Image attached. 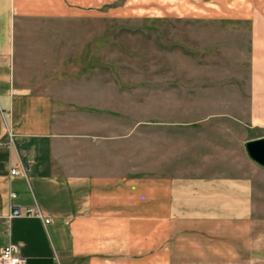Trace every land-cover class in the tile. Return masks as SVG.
I'll return each instance as SVG.
<instances>
[{"label":"rangeland","instance_id":"374dc122","mask_svg":"<svg viewBox=\"0 0 264 264\" xmlns=\"http://www.w3.org/2000/svg\"><path fill=\"white\" fill-rule=\"evenodd\" d=\"M29 26L20 74L62 106L64 131L79 142L69 152L128 175L245 167L264 0H111ZM255 220L240 240L177 264H264L263 219ZM234 248L238 256H224Z\"/></svg>","mask_w":264,"mask_h":264},{"label":"crops","instance_id":"0c3cea01","mask_svg":"<svg viewBox=\"0 0 264 264\" xmlns=\"http://www.w3.org/2000/svg\"><path fill=\"white\" fill-rule=\"evenodd\" d=\"M110 1L0 0V250L19 245L27 264H177L240 240L256 218L264 224V165L248 153L241 169L143 176L68 151L79 142L64 131L62 106L20 74L28 57L21 37L32 20L78 17ZM262 28L254 29L250 140L264 137ZM15 207L51 220L11 216Z\"/></svg>","mask_w":264,"mask_h":264},{"label":"built area","instance_id":"2783aa9c","mask_svg":"<svg viewBox=\"0 0 264 264\" xmlns=\"http://www.w3.org/2000/svg\"><path fill=\"white\" fill-rule=\"evenodd\" d=\"M11 173L20 174L22 172L18 168H14L12 169ZM15 195V193H12L13 197ZM24 214L43 218L45 222H49L51 220L50 216H44L40 210L35 208H27L26 210H22L20 207H15L11 212V216H21ZM0 264H27V261L22 255L19 245L10 243L0 250Z\"/></svg>","mask_w":264,"mask_h":264},{"label":"water","instance_id":"95a60500","mask_svg":"<svg viewBox=\"0 0 264 264\" xmlns=\"http://www.w3.org/2000/svg\"><path fill=\"white\" fill-rule=\"evenodd\" d=\"M246 149L253 160L264 165V137L248 139Z\"/></svg>","mask_w":264,"mask_h":264}]
</instances>
